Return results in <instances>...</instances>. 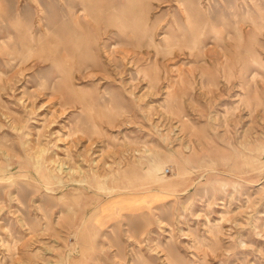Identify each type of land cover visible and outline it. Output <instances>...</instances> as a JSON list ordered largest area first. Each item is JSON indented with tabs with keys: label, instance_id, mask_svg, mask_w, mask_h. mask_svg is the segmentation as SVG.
Instances as JSON below:
<instances>
[{
	"label": "rangeland",
	"instance_id": "374dc122",
	"mask_svg": "<svg viewBox=\"0 0 264 264\" xmlns=\"http://www.w3.org/2000/svg\"><path fill=\"white\" fill-rule=\"evenodd\" d=\"M0 264H264V0H0Z\"/></svg>",
	"mask_w": 264,
	"mask_h": 264
},
{
	"label": "bare ground",
	"instance_id": "6f19581e",
	"mask_svg": "<svg viewBox=\"0 0 264 264\" xmlns=\"http://www.w3.org/2000/svg\"><path fill=\"white\" fill-rule=\"evenodd\" d=\"M38 5H39V4H38ZM40 7H41V6H40ZM42 10H43V9L41 8V12H42ZM39 14H40V13H39ZM40 20H41V21L39 22V28L42 29V28H44L45 24L43 23V20H42V19H40ZM74 21H75L76 24L79 23V21H78L77 19L74 20ZM23 45H25V44H23ZM24 47H26V46H23V48H24ZM27 48H29V47H26V49H27ZM7 49H8V47H7ZM9 50H10V49H9ZM27 51H28V50H27ZM31 51H32V50H31ZM24 53H25V52H24ZM26 53H27V52H26ZM24 55H26V54H24ZM6 56H7V55H6ZM19 56H20V55H19ZM26 57H27V56H25V58H24L25 60H26ZM22 58H23V57H22ZM1 60H2V59H1ZM21 61H22V59H21ZM5 63H6V62H5ZM10 63H11V62H10ZM12 63H13V62H12ZM19 63H20V62H19ZM253 99H255V98H253ZM257 99H258V98H257ZM180 126H181V125H180ZM155 157H156V156H155ZM149 159H151V157H150ZM158 160H160V159H158ZM152 162H153V161H152ZM157 162H158V161H157ZM154 163H155V162H154ZM163 164H164V163H163ZM161 165H162V164H161ZM161 170H162V168H161ZM161 170H160V171H161ZM156 173H157V172H156ZM205 260H206V259H205Z\"/></svg>",
	"mask_w": 264,
	"mask_h": 264
}]
</instances>
